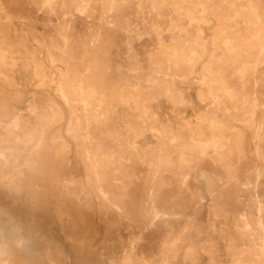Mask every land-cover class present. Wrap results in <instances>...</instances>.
<instances>
[{
	"label": "rangeland",
	"instance_id": "374dc122",
	"mask_svg": "<svg viewBox=\"0 0 264 264\" xmlns=\"http://www.w3.org/2000/svg\"><path fill=\"white\" fill-rule=\"evenodd\" d=\"M263 228L264 0H0V264H264Z\"/></svg>",
	"mask_w": 264,
	"mask_h": 264
},
{
	"label": "bare ground",
	"instance_id": "6f19581e",
	"mask_svg": "<svg viewBox=\"0 0 264 264\" xmlns=\"http://www.w3.org/2000/svg\"><path fill=\"white\" fill-rule=\"evenodd\" d=\"M46 6H48L47 4H46ZM51 8H52V6H50ZM36 8V7H35ZM42 8V7H41ZM40 8V9H41ZM44 10V9H43ZM186 13V12H185ZM45 14V13H44ZM240 14V13H239ZM174 29V28H173ZM263 31V30H262ZM55 36V35H54ZM225 39V38H224ZM222 41V40H221ZM233 41V40H232ZM228 43V42H227ZM230 46V45H229ZM232 48V47H231ZM155 64V63H154ZM214 115V114H213ZM216 123V122H215ZM217 123H218V121H217ZM216 123V124H217ZM15 127V126H14ZM35 128V127H34ZM226 128H227V126H226ZM231 128V127H230ZM34 131V130H33ZM218 131V130H217ZM32 132V131H31ZM162 133V132H161ZM35 134V133H34ZM33 134V135H34ZM164 134V133H163ZM16 147V146H15ZM13 164V163H12ZM259 204V203H258ZM260 211L261 210H259V214H260ZM244 213V212H243ZM262 214V213H261ZM259 215V218H258V222H257V224L259 223V224H261L262 222L260 221L261 220V218H262V215ZM252 223V222H251ZM6 224H4L3 226H5ZM244 225V224H243ZM242 226V225H241ZM244 227V226H243ZM264 229V228H263ZM264 231V230H263ZM263 231H261V232H263ZM9 233V232H8ZM7 233V234H8ZM10 234V233H9ZM261 234V233H260ZM2 235H3V239L5 238V239H7V240H11V241H13V240H15L16 239V236L14 235V234H10V236H8V235H6V234H4V233H2ZM264 235V234H263ZM264 239V238H263ZM260 241H262V239L260 240ZM264 242V241H263ZM261 244V243H260ZM1 245H3L2 243H1ZM263 245H264V243H263ZM261 247V246H260ZM263 250V249H262ZM3 253V252H2ZM1 256V255H0ZM3 256V255H2Z\"/></svg>",
	"mask_w": 264,
	"mask_h": 264
}]
</instances>
